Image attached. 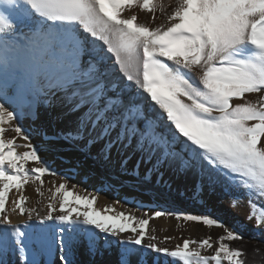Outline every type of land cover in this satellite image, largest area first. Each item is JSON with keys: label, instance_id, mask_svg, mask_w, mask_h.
Returning <instances> with one entry per match:
<instances>
[{"label": "snow or ice", "instance_id": "obj_1", "mask_svg": "<svg viewBox=\"0 0 264 264\" xmlns=\"http://www.w3.org/2000/svg\"><path fill=\"white\" fill-rule=\"evenodd\" d=\"M158 7L156 0H17L12 31L0 27V227L12 230L0 233V264L13 252L20 264H41L40 257L86 264L85 253L96 261L112 240L122 246L115 264H145L148 252L182 264H247L244 250L229 243L244 237L227 226L218 245L183 239L169 248L172 238L159 239L148 218L102 212L66 178L44 214L26 207L28 182L60 175L41 154L50 142L79 151L103 142L93 159L110 160L116 145L133 148L141 153L134 176L142 160L151 163L145 181L155 173L160 183L168 168L194 172L201 190L205 179L242 184L252 190L245 219L264 229V210L257 214L254 202L264 200V0H179L162 23L138 18L137 9L154 15ZM9 81L16 96L8 95ZM23 96L27 111L17 103ZM57 97L79 115L74 127L50 134L35 124L38 106L52 107ZM6 204L26 216L22 225ZM154 215L220 226L207 216ZM33 221L40 227L24 231Z\"/></svg>", "mask_w": 264, "mask_h": 264}, {"label": "bare ground", "instance_id": "obj_2", "mask_svg": "<svg viewBox=\"0 0 264 264\" xmlns=\"http://www.w3.org/2000/svg\"><path fill=\"white\" fill-rule=\"evenodd\" d=\"M16 3L17 0H0V27H3L6 33L12 31V24L14 21L17 20ZM156 3L158 5L163 6V11H161L160 8L158 7L157 12L154 15L140 11L139 9L136 10L138 18L141 20V22L148 23L149 25L164 22L167 15L176 6H178L179 0H156ZM80 34L82 37H87L89 40H92V38L88 36V34L84 33L82 30ZM8 95L9 96L17 95L16 84L13 81H9ZM29 99L30 97L28 96L17 97V103L22 107H24V110L27 111V101ZM61 103L65 105V103L62 102L58 97L54 99L52 107H46L41 103L38 106L39 119L35 122L36 126L39 127V125L43 123L45 125V128L48 130L50 134L56 132L59 126L56 116L60 110ZM9 106L12 107L13 105H9ZM65 111L67 112L68 118H70L74 122L72 124L74 127L79 113H69L68 107L66 105H65ZM156 111L159 112L160 110L157 108ZM29 123H31V121L25 120V124H29ZM17 142L20 143L21 145L24 143L22 140H18ZM80 143L83 144V142ZM102 145L103 142L93 144L90 148V151H93L94 153L97 154L99 153ZM62 146H63L62 142H58L55 144L53 143L48 145V149L50 147L57 148ZM74 149L75 148H68V150L70 151L68 156L75 155L80 158H83L84 162L87 163L90 162V157L86 156L87 154L79 155L76 151H74ZM24 150L25 149L23 147L18 149V151H24ZM41 154L48 162V166L51 169L53 170L60 169L59 165L61 161L55 159L53 155H51L48 152V150L46 152H42ZM129 156L131 158L128 160V163L124 168L130 173L128 178L136 181L139 179H143L146 174V170L151 167V163H147L142 160L138 169L139 178H137V176H134L132 174L133 169L136 168L137 160L141 159V153L138 151L134 152L133 148L124 149L121 148L119 145L114 146L111 149V159L108 161L114 166L121 167V162ZM34 166L35 165L31 162L28 165V167H34ZM161 171H163L164 176H163V181H161L160 183H164L165 185L171 188L179 189L187 193L197 194L198 197L204 196L206 200L213 205L217 204L218 202H221V208H231L225 202H222L220 200L219 197L222 195H227V197H232V196L238 197L240 202L246 205V208L251 205L249 202L250 201L249 192L252 190L244 187L242 184L237 186L230 184L226 180L222 179L220 183H217L215 185H209L208 181L205 179L201 190L200 188L197 187V181L199 178L194 172L179 174L168 168H162ZM150 175H151V179L157 182L156 174L152 173ZM43 180H44L43 184H40L39 182H28L22 193L27 197V200L25 202L26 207L36 208L37 210L41 211L42 214L46 212L47 205L51 203V198L52 195L55 193V188L59 185V183L64 182L63 179H59V178L53 179L47 177V174L43 177ZM210 188H213L215 192H211L209 190ZM37 189H40V194H37ZM69 189L80 194L79 184ZM94 193L95 192L93 189L81 195H88L89 197H94L95 198L94 206L97 207L98 210L102 212H104L108 207H112L115 211H121L122 208L125 206V200L123 198L126 197L133 202L139 200L141 203L146 205L150 204L151 202L149 191L143 189L141 186L138 185H131V187H129L126 190V192H121L117 197V199L112 197V195L105 193L98 194L95 197ZM126 194L128 195L126 196ZM10 195L13 196V199L18 198V194L10 193ZM255 200L257 201L260 199L256 198ZM260 201L264 203V200H260ZM244 206L240 204L239 207H244ZM11 207L12 206L10 204H6V210H8V212L10 213V218L12 219L13 223L22 225L23 222L26 220V216L21 215L18 210L16 212H12ZM39 227L40 225H38L35 221H33L31 229L23 228V230L27 232V231L35 230ZM148 228L150 231L154 230L155 235L161 240H164V238L166 237H171L172 239L169 242L165 243L164 245L169 248H174V246L178 244H182L183 239L194 240V236L197 233L195 222H193L191 224V227L188 230H186L177 227V220H173L170 217H158L157 219L151 220ZM11 231L12 230L9 228L0 227V233H5V232L10 233ZM98 235L102 236L103 234L98 233ZM111 244L112 247L110 249L107 248L102 249L103 254L98 256L96 261L89 262V257L87 256L85 258L86 264H104L105 257H106L105 264H115V260L117 259V254L122 246L119 245L114 240L111 241ZM196 246L197 245H190V247H196ZM202 254L212 255L206 249L202 250ZM145 256H146L145 264H182V262L176 258H170L164 255H157L153 252H148L145 254ZM6 259H7V264H20L15 252L9 254V256ZM40 259H41V264H45L48 258L40 257Z\"/></svg>", "mask_w": 264, "mask_h": 264}, {"label": "rangeland", "instance_id": "obj_3", "mask_svg": "<svg viewBox=\"0 0 264 264\" xmlns=\"http://www.w3.org/2000/svg\"><path fill=\"white\" fill-rule=\"evenodd\" d=\"M56 117L59 124L58 130H68L73 127L72 124L74 122L68 118L63 103L60 104V110ZM39 127L45 128V125L41 123ZM58 142H62L63 146L57 148L50 147L51 149L49 148L48 152L53 155L55 159L61 161L59 165L60 169H52L60 175L47 174V177L63 179L64 182L66 178L69 188H73V186L79 184L80 194L87 193L89 190L94 189L95 197L98 194L105 193L112 195V197L117 199L119 194L121 192H126L131 185H138L149 191L150 204H143L139 200L133 202L126 197L123 198L125 200V206L121 211H124L127 214L134 213L138 218H148L149 221L157 219L158 217H156L154 213L156 211H161L165 213H187L207 216L219 222L220 226H207L200 221L184 220L183 217L177 220L175 215L160 216L170 217L173 220H177V227L186 230H188L191 227V224L195 222L197 229V233L194 236L195 241L211 238L212 242L215 245H218V238L225 234L223 226L231 228L235 232L241 234L244 238L251 240L253 243L257 242L261 232L264 231V229L254 227L253 223L245 219L246 215L250 214L252 207L251 200L249 201L251 205L246 208V205L241 203L238 197H227V195H222L219 197L220 200L225 202L231 208H221V202L213 205L209 203L204 196L198 197L197 194L171 188L164 183H157L153 179H150V181H145L144 178L137 181L130 179L128 178L130 173L126 169L114 166L109 161L105 162L102 158L93 159V157L97 155L93 151L88 152L86 150L79 151L76 148L74 149L79 155L87 154L86 156L90 157L89 163L84 162L83 158L78 156H68L70 152L68 150L69 146L64 141H53L49 144H55ZM209 190L215 192L213 188H210ZM127 195L128 194H126V196ZM254 202L256 204L257 214H259L261 210H264V203L260 200H255ZM240 204L245 206L239 207ZM206 250L209 253L214 254L211 250ZM86 257L87 254L85 253L84 260ZM105 260L106 257L104 258V264Z\"/></svg>", "mask_w": 264, "mask_h": 264}, {"label": "trees", "instance_id": "obj_4", "mask_svg": "<svg viewBox=\"0 0 264 264\" xmlns=\"http://www.w3.org/2000/svg\"><path fill=\"white\" fill-rule=\"evenodd\" d=\"M230 245L233 248H241L244 250V259L247 264H264V231L257 242L244 238L243 240L231 241Z\"/></svg>", "mask_w": 264, "mask_h": 264}]
</instances>
